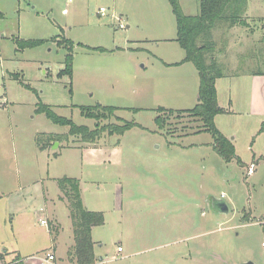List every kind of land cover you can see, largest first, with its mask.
Returning <instances> with one entry per match:
<instances>
[{
    "label": "rangeland",
    "instance_id": "374dc122",
    "mask_svg": "<svg viewBox=\"0 0 264 264\" xmlns=\"http://www.w3.org/2000/svg\"><path fill=\"white\" fill-rule=\"evenodd\" d=\"M180 4L186 14L200 11L199 0ZM245 17L246 26L213 32L227 73L216 84L223 111L215 124L238 155L228 162L211 132L190 134L200 120L168 112L165 128L156 123L158 107L199 102V73L177 41L170 0H0L4 262L21 255L40 264L55 251L58 264H72L73 224L58 185L69 176L80 179L86 207L105 215L92 231L96 264H264V117L249 109V77L236 75L264 71V0H249ZM65 38L74 43L71 66ZM36 39L44 43L19 47ZM41 104L90 128L97 120L83 107L115 106L102 123L142 126L105 132L95 143L69 136L42 150L38 134L70 127L37 112ZM215 198L227 202L228 213L215 209Z\"/></svg>",
    "mask_w": 264,
    "mask_h": 264
},
{
    "label": "trees",
    "instance_id": "16d2710c",
    "mask_svg": "<svg viewBox=\"0 0 264 264\" xmlns=\"http://www.w3.org/2000/svg\"><path fill=\"white\" fill-rule=\"evenodd\" d=\"M178 24L177 41L186 51L185 61L192 62L199 73V102L194 108L186 110L166 109L158 107L160 113L156 118L157 125L165 128L166 113L178 117L189 116L200 120L201 125L194 127L190 133L209 131L214 136L211 143L213 148L226 160L231 161L238 158L235 145L228 137L223 135L215 124V117L223 111L218 101L217 80L226 76V69L216 55L217 42L213 37L214 30L224 24L229 26L249 24L245 17L249 0H199L200 11L198 14L190 15L184 13L180 0H170ZM66 47L69 50L68 64L71 66L73 58L74 43L71 39L65 38ZM19 47H34L44 43L40 40H19ZM103 50L101 48H97ZM95 50V48H93ZM245 72V71H243ZM243 72H237L240 75ZM251 74L264 75V71H247ZM115 106L83 107V114L86 117L97 120L95 128L87 125H79L72 119L57 114L50 105L41 104L37 112L44 113L52 122L69 126V132L64 134L40 133L36 137L37 145L42 150L50 149L54 142L64 141L69 136H80L82 141L95 143L102 138L105 132L109 134L123 135L134 126H142L135 121L125 120L124 124L102 123L103 120L114 116ZM138 111L139 109H134ZM58 185L62 192V199L67 200L70 209V217L74 231V245L68 251V258L72 264H95V242L92 236L94 227L105 223V215L101 211L89 210L82 198L81 181L77 177L64 176L58 179ZM59 232V229H57ZM10 264H27L26 258L17 255Z\"/></svg>",
    "mask_w": 264,
    "mask_h": 264
},
{
    "label": "crops",
    "instance_id": "0c3cea01",
    "mask_svg": "<svg viewBox=\"0 0 264 264\" xmlns=\"http://www.w3.org/2000/svg\"><path fill=\"white\" fill-rule=\"evenodd\" d=\"M102 15V14H101ZM239 77L248 76L250 81L249 85V109L252 113L256 115H260L262 118L264 117V75L251 74L249 72H245L238 75ZM212 143V142H211ZM210 144V142H208ZM121 246V245H120ZM69 251V249H68ZM125 251V248L122 252ZM55 252V251H53ZM119 252V251H118ZM119 252V253H122ZM191 254V250H190ZM185 255L181 256V259L184 258ZM26 258V257H25ZM96 264V263H95Z\"/></svg>",
    "mask_w": 264,
    "mask_h": 264
},
{
    "label": "built area",
    "instance_id": "2783aa9c",
    "mask_svg": "<svg viewBox=\"0 0 264 264\" xmlns=\"http://www.w3.org/2000/svg\"><path fill=\"white\" fill-rule=\"evenodd\" d=\"M71 1V0H70ZM106 12L105 8H101L100 10V14L104 15ZM121 27H124L123 25H121ZM255 168H256V164L255 163H251V165L249 166V169H248V173L249 174H252L255 172ZM47 220H45L44 218L41 219V223L42 224H47ZM118 251L119 252H122L123 251V247L122 246H119L118 247ZM57 256H56V253L51 251V252H48L45 256L43 257H40L39 260H40V264H58V260H57ZM12 262V260H9V261H3L2 260V257L0 255V264H10Z\"/></svg>",
    "mask_w": 264,
    "mask_h": 264
},
{
    "label": "water",
    "instance_id": "95a60500",
    "mask_svg": "<svg viewBox=\"0 0 264 264\" xmlns=\"http://www.w3.org/2000/svg\"><path fill=\"white\" fill-rule=\"evenodd\" d=\"M54 144L59 145V142H55ZM213 205L216 210L222 213H228L230 210L227 202L222 198H215L213 201ZM240 264H255V263L253 261H247Z\"/></svg>",
    "mask_w": 264,
    "mask_h": 264
}]
</instances>
